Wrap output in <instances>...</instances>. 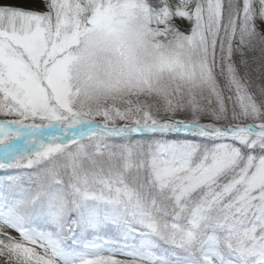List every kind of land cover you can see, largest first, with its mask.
Returning a JSON list of instances; mask_svg holds the SVG:
<instances>
[{"label": "snow or ice", "instance_id": "snow-or-ice-1", "mask_svg": "<svg viewBox=\"0 0 264 264\" xmlns=\"http://www.w3.org/2000/svg\"><path fill=\"white\" fill-rule=\"evenodd\" d=\"M0 264H264V0H0Z\"/></svg>", "mask_w": 264, "mask_h": 264}, {"label": "rangeland", "instance_id": "rangeland-1", "mask_svg": "<svg viewBox=\"0 0 264 264\" xmlns=\"http://www.w3.org/2000/svg\"><path fill=\"white\" fill-rule=\"evenodd\" d=\"M25 6H30V5H25Z\"/></svg>", "mask_w": 264, "mask_h": 264}]
</instances>
